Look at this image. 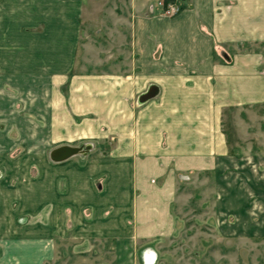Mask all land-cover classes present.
<instances>
[{
  "label": "crops",
  "instance_id": "obj_1",
  "mask_svg": "<svg viewBox=\"0 0 264 264\" xmlns=\"http://www.w3.org/2000/svg\"><path fill=\"white\" fill-rule=\"evenodd\" d=\"M129 1L134 14L123 22L132 28L135 71L69 77L84 0H33V6L17 2V9L11 5L5 20L16 14L19 19L1 21L0 39L14 40L16 29L24 26L39 29L19 32L18 45L2 46L0 56H13L21 71L66 73L59 80L68 82L66 95L53 89L51 80L45 81L43 94L60 100L62 114L53 116L45 105L43 118L79 120L76 137H113L117 143L111 159L92 161L80 168L82 177L61 182L67 194L92 203L90 224L84 220L86 204L71 203L81 210L76 211L75 230L90 233L88 237H116L130 233L135 218L140 232L134 229L136 238L131 237L151 241L177 229L167 218L171 196L166 193L175 173L227 162L228 144L220 124L224 114L264 104V0H171L182 8L172 18L156 10L161 0ZM36 3L43 4V11ZM152 86L158 95L141 104ZM161 178L166 185L162 190L156 184ZM25 199L18 192L11 197L0 193V264L52 260L51 238L58 224H19L26 214L19 201ZM165 201L168 208L163 210ZM108 213L113 217L105 218ZM155 259L154 252H146L148 262Z\"/></svg>",
  "mask_w": 264,
  "mask_h": 264
},
{
  "label": "rangeland",
  "instance_id": "obj_2",
  "mask_svg": "<svg viewBox=\"0 0 264 264\" xmlns=\"http://www.w3.org/2000/svg\"><path fill=\"white\" fill-rule=\"evenodd\" d=\"M17 2L34 5L33 0H0V24L19 19L17 14L9 21L4 18L11 5L17 9ZM129 2L84 0L75 66L67 73L69 77L135 71L138 57L131 52L132 28L123 22L134 14ZM161 2L156 3V10L165 16ZM42 3H36L35 8L43 11ZM38 29L18 28L14 40L0 39V48H12L15 41L18 45L19 32L28 34ZM14 31L9 30V35H14ZM61 75L66 73L21 71L18 62L13 63V56H0V193L11 197L18 192L26 198L19 201L26 210L19 224L37 225L49 220L54 226L58 224L51 238L52 260L46 264H264V104L224 114L220 124L228 144L227 162L175 173V182L166 192L171 196L167 218L177 228L171 236L134 240L135 232L140 231L132 218L128 234L88 237L90 233L75 230L79 210L71 203L86 204L84 220L90 224L91 200H77L75 194H67L65 186L61 188V182L82 177L80 168L92 161L111 159L117 152V143L113 137H76L79 120L43 118L45 105H50L46 107L58 117L65 108L59 99L43 95L48 80L53 89L66 95L68 82L59 84ZM65 146L83 152L61 162L53 160L52 153ZM162 181L161 178L156 183L161 190L166 186ZM160 208L165 210L168 203ZM143 218L138 217V221ZM147 251L157 255L153 263L146 260Z\"/></svg>",
  "mask_w": 264,
  "mask_h": 264
},
{
  "label": "water",
  "instance_id": "obj_3",
  "mask_svg": "<svg viewBox=\"0 0 264 264\" xmlns=\"http://www.w3.org/2000/svg\"><path fill=\"white\" fill-rule=\"evenodd\" d=\"M158 95V89L155 86H152L147 93H145L141 99H140V103L144 104L146 102H148L149 100L155 98ZM83 150L79 149V148H72V147H61L59 149H56L53 153H52V159L55 161H64L67 160L69 158H71L74 155H77L79 153H82Z\"/></svg>",
  "mask_w": 264,
  "mask_h": 264
},
{
  "label": "built area",
  "instance_id": "obj_4",
  "mask_svg": "<svg viewBox=\"0 0 264 264\" xmlns=\"http://www.w3.org/2000/svg\"><path fill=\"white\" fill-rule=\"evenodd\" d=\"M160 6L162 7L163 12H164L165 16H167V17H174L177 14H179L182 10L180 5L177 3H169L166 5L165 1H164V2L160 3Z\"/></svg>",
  "mask_w": 264,
  "mask_h": 264
},
{
  "label": "trees",
  "instance_id": "obj_5",
  "mask_svg": "<svg viewBox=\"0 0 264 264\" xmlns=\"http://www.w3.org/2000/svg\"><path fill=\"white\" fill-rule=\"evenodd\" d=\"M170 1H171V0H166V1H165V4H166V5L169 4Z\"/></svg>",
  "mask_w": 264,
  "mask_h": 264
}]
</instances>
